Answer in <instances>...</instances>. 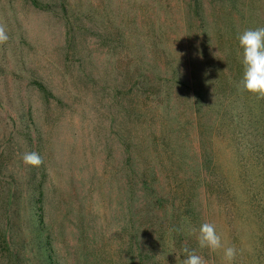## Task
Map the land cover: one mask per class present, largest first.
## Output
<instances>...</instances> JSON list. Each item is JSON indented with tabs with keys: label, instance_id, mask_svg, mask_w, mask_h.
Returning <instances> with one entry per match:
<instances>
[{
	"label": "rangeland",
	"instance_id": "rangeland-1",
	"mask_svg": "<svg viewBox=\"0 0 264 264\" xmlns=\"http://www.w3.org/2000/svg\"><path fill=\"white\" fill-rule=\"evenodd\" d=\"M34 1L0 0V264H223L204 222L264 264V0Z\"/></svg>",
	"mask_w": 264,
	"mask_h": 264
},
{
	"label": "clouds",
	"instance_id": "clouds-1",
	"mask_svg": "<svg viewBox=\"0 0 264 264\" xmlns=\"http://www.w3.org/2000/svg\"><path fill=\"white\" fill-rule=\"evenodd\" d=\"M8 35L5 26L0 25V44L6 43ZM240 49V63L242 76L237 84L240 92H247L257 99H264V27L249 28L238 36ZM27 167H40L44 161L37 152H25L21 157ZM193 233L200 249H207L210 253L222 251L223 264H234L238 250L234 245L226 246L222 234L211 222L202 223ZM185 258L183 264H207L202 255L195 249L183 248Z\"/></svg>",
	"mask_w": 264,
	"mask_h": 264
},
{
	"label": "trees",
	"instance_id": "trees-1",
	"mask_svg": "<svg viewBox=\"0 0 264 264\" xmlns=\"http://www.w3.org/2000/svg\"><path fill=\"white\" fill-rule=\"evenodd\" d=\"M31 1L33 2V4L38 5L34 0H31Z\"/></svg>",
	"mask_w": 264,
	"mask_h": 264
}]
</instances>
